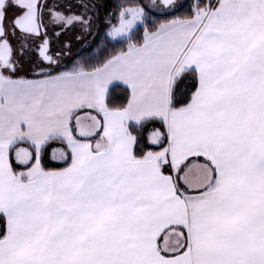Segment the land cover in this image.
Listing matches in <instances>:
<instances>
[{
    "label": "snow or ice",
    "instance_id": "6c2138e0",
    "mask_svg": "<svg viewBox=\"0 0 264 264\" xmlns=\"http://www.w3.org/2000/svg\"><path fill=\"white\" fill-rule=\"evenodd\" d=\"M0 264H264V0H0Z\"/></svg>",
    "mask_w": 264,
    "mask_h": 264
}]
</instances>
